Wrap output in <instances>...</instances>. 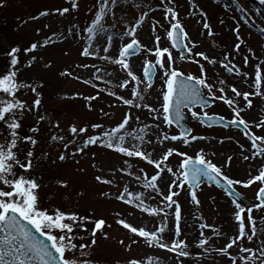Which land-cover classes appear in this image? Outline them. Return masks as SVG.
<instances>
[{
	"label": "snow or ice",
	"instance_id": "obj_1",
	"mask_svg": "<svg viewBox=\"0 0 264 264\" xmlns=\"http://www.w3.org/2000/svg\"><path fill=\"white\" fill-rule=\"evenodd\" d=\"M188 2L192 9L189 15H198L200 17L198 23L201 24L205 34L214 36L207 13L199 8L194 0ZM173 3L174 0H159L157 6L149 5L148 10L142 11L134 22L126 25L123 32H110L105 28L103 21L105 17L111 15L114 21L113 28L116 27L115 9L119 6V0H96L93 19L87 27L80 30L87 36L80 54L85 58L104 61L105 64L112 65L114 71L108 72L97 64L85 63L76 67L91 69V78L82 79L79 76L72 78L96 91L95 95L82 97L88 102L90 111L93 107L91 102L99 100L102 95L115 100L114 104L109 105L110 108L123 107L124 111L114 127L106 129L102 123L82 127L73 124L69 127L67 136L52 135L51 141L59 142L62 149L57 160L65 162L73 159L79 164L80 161L76 157L87 154L92 147L103 148L122 157L119 166L113 165L111 178L97 175L95 180L99 184L112 187H118L119 180L127 179V182L115 195L105 191L101 193V198L118 201L150 217H160L159 226L151 229L133 226L126 218H119L116 223L136 238L132 240V244L142 240L149 248L162 249L172 254L175 264H186L193 255L181 224V206L176 199L180 195V190L186 185L189 188L198 186L202 177L213 181L217 186L223 184L225 192L231 198L237 231L229 235L213 225L199 222L203 220V217H199L195 247L202 252L197 254V260L199 261L203 256L209 259L211 264H216L217 257H220L226 258L230 264H264V220H261L258 226L253 217L254 211L264 212V119L250 123L243 115L253 107L251 96H264V71H262L264 59L257 57L250 47L242 48L246 41L241 36V26L249 24L248 13L252 10L242 6L239 0H228V4L224 6L225 10L231 9L233 13L239 12L241 15L232 16L235 26L230 31L235 37V42L231 52L226 49L222 59L218 60L210 58L205 52L195 51L198 45L185 31L179 12L172 6ZM259 3L264 6V0H259ZM69 5L56 9L52 14L64 16L78 10V0H69ZM132 6L139 9L142 5L137 3ZM156 11L164 13V22L154 21L152 30L162 29L165 32V38L169 41L168 47H161L159 35L154 38L152 48L141 45L137 38L138 29L145 19L149 17L150 12ZM49 14L48 11H42L39 16ZM253 14L264 13L256 9ZM119 19L123 21L124 17ZM224 23L225 21L221 19L220 24ZM76 27L74 25L73 29H69L67 35L73 37L79 35V32L74 30ZM47 46L48 40L40 45L32 43L30 47L23 49V54L35 53L38 47ZM173 50L179 54L180 60L197 65L199 74H185L177 67V57L173 55ZM244 52L247 54H243ZM20 53L21 49L18 46L11 47L5 53L9 58L6 69L0 72V126L6 130V134H0V264H98L92 258L91 249L96 246L98 233L107 239L105 228H110L111 225L106 219L97 216L92 210L81 213L56 207L49 211L41 206L40 190L43 186L38 178L32 177L31 173L35 168L34 150L39 143L38 136L41 131L38 125L44 117L38 116L35 124L28 126L26 134L21 135V131L25 117L33 112H39L41 93L38 89L42 88L43 84L33 85L18 79ZM134 56L152 57L142 61L140 76L136 75L131 67L130 61ZM238 56L242 57L243 68L249 67L250 59L258 60L254 66L255 79L249 84L250 88L255 89L254 92L242 91L236 84H229L225 79L220 78L218 73L210 75L206 67V64L214 67L219 63L227 73L233 74L234 81L240 79L247 83L249 74L242 71L241 66L235 62ZM35 60L36 57L32 56L25 66L31 67ZM45 67L51 65L45 64ZM102 72L104 75H101ZM158 72L163 84L162 101L159 106H153L147 102L146 96L149 89L153 88L154 78ZM60 75L72 74L62 71ZM105 76L111 77V80L105 79ZM97 82L103 83L106 87H99ZM109 85L111 87H108ZM22 89H28L34 95L30 103L18 95ZM116 89L127 91L130 96L121 95ZM217 103L227 106L232 113L230 118L208 114L207 109ZM185 109L190 113L191 118L201 125L235 128L243 134L249 146L245 147L237 141L242 160L256 161L259 158L260 161L258 167L249 169L248 179L240 180L226 174L224 168L230 167L234 159L231 155L225 158L224 164L217 166L203 148L199 149L195 156H191L176 147H165L166 144L174 145L179 142L187 148L196 141L207 139L193 134L192 129L183 126ZM99 112L104 118H114L113 113L105 111L104 108L99 109ZM141 113L144 114L143 117ZM148 118L152 123L147 122ZM133 125L137 127L134 128ZM162 125L167 128L176 126L180 132L169 134ZM55 127L59 128V124ZM90 130L91 135L88 134ZM224 142L223 139L219 141L221 144ZM21 143L31 146L24 160L18 158ZM158 147L162 150V154L154 159ZM212 155L215 156V153ZM173 156L181 157V162L175 171L168 166L169 158ZM92 158L94 159L95 156L93 155ZM52 162L56 163V160ZM143 165L151 166L154 174L149 175ZM17 168L22 170V174L15 171ZM253 171L256 172L255 175L252 174ZM165 173L174 177L168 183L167 191L160 186ZM132 182L137 183L142 191L137 193L130 190ZM57 183L62 189H67L69 186L63 180ZM254 184L259 185L256 203L246 205L237 186L249 188ZM5 186L9 190H5ZM190 194L192 202L199 206L200 201L196 192L192 191ZM78 195L82 196L83 193ZM146 199L155 201L156 206L151 207L146 204ZM114 215L121 217L123 214L115 212ZM205 230L210 235H206ZM36 234L43 239L38 238ZM84 234L88 235V239ZM214 239H224L225 244L213 247L211 241ZM120 243L123 245L124 241L121 240ZM248 244L254 246H246ZM131 246V244L127 245L126 248L131 250ZM233 248L237 249L235 254L231 251ZM127 264H154V261L151 257L129 258ZM155 264H159L158 258Z\"/></svg>",
	"mask_w": 264,
	"mask_h": 264
},
{
	"label": "rangeland",
	"instance_id": "obj_2",
	"mask_svg": "<svg viewBox=\"0 0 264 264\" xmlns=\"http://www.w3.org/2000/svg\"><path fill=\"white\" fill-rule=\"evenodd\" d=\"M194 2L207 13L215 33L214 36L210 37L205 34L201 24L198 23L200 21L198 15H189L192 9L188 0H174L172 6L179 12V18L191 40L198 45L195 51L205 52L210 58L222 59V54L225 50L227 49L228 52H231L235 42V37L230 31L235 26L232 16L236 15L238 17L241 13H233L231 9L226 11L224 6L228 4V0H194ZM137 3L142 5L141 8L137 9L132 6ZM239 3L246 9L252 10L248 13L250 17L249 24L241 26V36L246 41L242 48L247 49L250 47L257 57L264 59V32H262V29H264V14H253L256 9H260L261 13H264V6L252 0H239ZM78 4V10L60 16L52 13L56 9L69 7V0H0V5H2L0 6V72L5 71L8 64L9 58L5 53L11 47L18 46L21 49L18 79L33 85L43 84V87L38 89L41 93L39 112H33L25 117L24 127L21 131V135L26 134L28 126L34 125L38 116L47 115V120H41L38 125L41 131L38 136L39 143L34 150L36 156L35 168L31 173L32 177L38 178L43 186L40 190L41 206L46 207L49 211L56 207L81 213L92 210L97 216L106 219V222L111 225L110 228H105L107 239L98 233L96 246L91 249L92 258L98 264H127L129 258L142 259L145 257L153 258L154 264L156 258L159 259V264H175L172 254L162 249L149 248L142 240L137 244H132V240L136 238L116 223L117 219L126 218L133 226H144L146 229H151L159 226L160 217H150L146 213H141L139 210L118 201H109L101 198V193L105 191L115 195L123 189L124 184L127 182V179L119 180V186L112 187L99 184L95 180L97 175L111 178L110 173L113 165L119 166L120 161L123 159L122 157L109 150L92 147L87 154L76 157L80 161L79 164H76L73 159H68L65 162L57 160L62 149L59 142L51 141L50 137L52 135L67 136L68 129L73 124L82 127L93 123H102L108 129L115 126L121 118L122 111H124L123 107L110 108L109 105L114 104L115 100L107 95H102L99 100L92 101L93 107L90 111L88 102L82 97L95 95L96 91L92 87L72 78L76 76L82 79L91 78V69L76 67L85 63L97 64L108 72L114 71L113 66L105 64L104 61L81 56L80 53L85 46L87 36L80 30L87 27L93 19V8L96 0H78ZM158 4L159 0H119V6L115 9L116 27L113 28L114 21L111 15L105 17L104 26L110 32H123L126 25L134 22L142 11L149 9V5L155 7ZM42 11H48L50 14L39 16ZM163 15L164 13L161 11L150 12L149 17L145 19L137 32V38L141 45L152 48L154 38L159 35L161 37V47L169 46V41L165 38L166 34L162 29L152 30L154 21L164 22ZM33 17L39 18L32 19ZM120 17H124V20L121 21ZM221 19L225 21L223 25L220 24ZM74 25L77 26L74 30L79 32V35L75 37L67 35L69 29H73ZM46 40H48L47 47H38L35 53L23 54V49L30 47L32 43L40 45ZM124 42L126 43L127 40ZM112 54L115 55V53ZM243 54L247 53L244 52ZM173 55L177 57V67L184 71L185 74H199L197 65L180 60L179 54L175 50H173ZM32 56L36 57L35 62L31 67H26L25 65H27ZM144 59H152V57L135 56L130 61L134 73L138 76L142 75V61ZM235 62L241 66L242 71L249 74L247 83L240 79L234 81L233 74L226 75L225 70L219 63L214 67L206 64V67L210 75L218 73L220 78L225 79L229 84H236L242 91L254 92L255 89L250 88L249 84L255 79L254 66L258 63V60L250 59L249 67L247 68H243L241 56H238ZM45 64H50L51 67H45ZM62 71H68L72 75L61 76L60 73ZM262 71H264V66H262ZM101 75H104V73L102 72ZM105 79L111 80V77L105 76ZM97 83L101 88L106 87L103 83ZM108 87H111V85ZM162 88L163 84L158 72L154 78L153 88L149 89L146 96L149 104L159 106L162 101ZM116 91L126 97L130 96L127 91H120L119 89H116ZM18 95L29 103L34 99V95L28 89H22ZM250 98L253 101V107L243 114L245 120L252 123L264 119V96L253 95ZM101 108L112 112L114 118H104L99 112ZM209 111L222 115L226 119L232 115L227 106L222 103L214 104ZM141 115L142 117L144 116L143 113ZM147 122L152 123L150 118H148ZM188 123L193 129V134L204 136L207 139L196 141L187 148L179 142L174 145L166 144L165 147H176L181 151H186L191 156H195V153L203 148L206 155L217 166L224 164L225 158L231 155L234 159L230 167H225L224 171L228 176L240 180L248 179L249 169L258 167L259 158L256 161L242 160L237 141L239 144H244L245 147L249 146V142L240 131L202 128L198 121L193 120L191 116H189ZM56 124H59V128L55 127ZM133 127L135 128L137 125H133ZM162 127L169 134H179L173 127L167 128L163 125ZM0 134H6V130L2 126H0ZM88 134H92L91 130ZM258 134L260 133L258 132ZM229 137L232 139L229 140ZM221 139L225 141L223 144L219 143ZM30 148V145L21 143L19 145L18 158L24 160ZM45 153L47 155H44ZM212 153H215V156ZM161 154L162 150L158 147L153 158L155 159ZM93 155L95 156L94 159L92 158ZM53 160H56V163H53ZM180 162L181 157L173 156L169 158L168 166L175 171ZM143 166L149 175L154 174L151 166ZM15 171L18 174H22V170L19 168L15 169ZM252 174L255 175L256 172L253 171ZM164 175L166 176V181L162 189L167 191L168 183L174 177L167 173ZM60 180L68 183L67 189L59 188L57 182ZM258 187V184H254L249 188L237 186V190L245 201L247 200L249 204L251 202L254 204L256 203L254 193L258 190ZM5 190L9 189L5 186ZM130 190L137 193L142 191L135 182L131 183ZM81 192L83 195H78ZM196 194L197 199L200 201L199 206L192 202L187 185L183 190H180V195L176 197L181 206V224L184 229V235L188 238V243L191 246L190 251L193 253L186 261V264H211V261L203 256L199 261L196 258L197 254L202 252L201 249L195 247V237L198 235L197 229L199 226L198 218L203 217V220L199 222L213 225L222 232L231 235L237 231L234 223L233 205L230 202L231 198L224 191L211 185H202ZM145 203L151 207L156 206V202L151 199H146ZM115 212H121L123 215L117 217L114 215ZM129 213L131 215H128ZM253 217L259 226V222L264 220V212L254 211ZM205 234L210 235L207 230H205ZM84 235L88 239V235ZM121 240L124 241L123 245L120 243ZM256 243L258 244L259 241ZM130 244L132 245L131 250H128L126 246ZM211 244L213 247H220L225 244V240L214 239ZM246 246L253 247L254 245L248 244ZM231 251L235 254L237 249L233 248ZM213 255L215 254L213 253ZM216 264H230V262L226 258L217 257Z\"/></svg>",
	"mask_w": 264,
	"mask_h": 264
},
{
	"label": "water",
	"instance_id": "obj_3",
	"mask_svg": "<svg viewBox=\"0 0 264 264\" xmlns=\"http://www.w3.org/2000/svg\"><path fill=\"white\" fill-rule=\"evenodd\" d=\"M227 74H229V73H227ZM173 114H175V113H173ZM44 117V119L43 120H47V115H44L43 116ZM183 123V122H182ZM213 126H219V125H213ZM203 181H206V183H208V184H214V185H216L213 181H211V180H208L207 178H205V177H202L201 179H200V182H199V185L203 182ZM198 185V186H199ZM198 186H194V187H192L191 189H192V191H197V187ZM217 186V185H216ZM217 187H221V188H223L224 189V185L223 184H221L220 186H217ZM37 236H38V238H40V239H43L42 237H39V234H36Z\"/></svg>",
	"mask_w": 264,
	"mask_h": 264
},
{
	"label": "bare ground",
	"instance_id": "obj_4",
	"mask_svg": "<svg viewBox=\"0 0 264 264\" xmlns=\"http://www.w3.org/2000/svg\"><path fill=\"white\" fill-rule=\"evenodd\" d=\"M165 181H166V176L163 175V179H162V181H160L161 188L165 185Z\"/></svg>",
	"mask_w": 264,
	"mask_h": 264
}]
</instances>
